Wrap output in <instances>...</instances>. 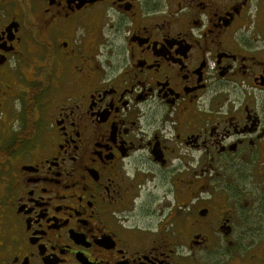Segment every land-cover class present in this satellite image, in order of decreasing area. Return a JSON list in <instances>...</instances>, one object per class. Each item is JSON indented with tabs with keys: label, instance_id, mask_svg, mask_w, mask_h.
Listing matches in <instances>:
<instances>
[{
	"label": "flooded vegetation",
	"instance_id": "af4514ba",
	"mask_svg": "<svg viewBox=\"0 0 264 264\" xmlns=\"http://www.w3.org/2000/svg\"><path fill=\"white\" fill-rule=\"evenodd\" d=\"M0 264H264V0H0Z\"/></svg>",
	"mask_w": 264,
	"mask_h": 264
}]
</instances>
